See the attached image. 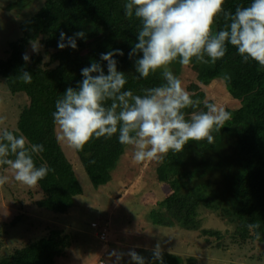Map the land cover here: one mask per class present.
<instances>
[{"label":"trees","instance_id":"1","mask_svg":"<svg viewBox=\"0 0 264 264\" xmlns=\"http://www.w3.org/2000/svg\"><path fill=\"white\" fill-rule=\"evenodd\" d=\"M125 2L126 0H43L40 8L20 23L21 37L10 41L7 56L0 58V77L6 80L10 92H24L29 98V104L20 112L13 132L23 134L29 147L31 144H43L45 151L39 155L34 154L33 159L38 167L45 165L53 169L39 182L43 190V197L37 202L39 207L53 212L66 211L75 204V197L83 194V187L73 164L66 156L61 142L57 140V130L52 118L56 100L62 97L68 87L75 88L82 81L83 68L90 66L95 60L101 63L107 74V62L100 61V54L119 49L124 55L113 58L118 62L117 70L124 72L127 79L123 90L143 95L142 89L164 83L160 71L150 74L147 79L135 78L139 75L135 69V60L142 53L131 59L128 54L138 42L137 31L141 23L134 16L131 19L125 16ZM250 3L251 0H225L224 9L234 13L238 5L246 7ZM31 4L32 1L19 5L15 1L9 3L7 8L25 9ZM223 27L224 21L222 17H218L213 31H219ZM81 31L85 33V38H77L76 49L58 47L61 32L72 37L74 33ZM32 43L40 44L42 48L30 56ZM25 53L30 57L28 62L22 58ZM191 66L205 85L221 79L233 100L240 101L235 102L240 106L234 105L233 109L227 110L232 118L220 132L213 133L212 144L207 141H190L182 152L170 151L165 159L166 170L161 172L164 175H159L160 181H163V176H168L171 185H174L178 169L181 174L187 170L190 173L193 168L200 182L199 188L211 187L209 191L213 200L219 203L227 201L233 205L238 203L241 195L244 197V207H238L235 214L241 233L235 240L256 239L254 232H250L246 225L259 222V240L264 243V70L258 71V65L254 61L243 62L231 45H228L226 55L216 64L204 65L193 60ZM170 70L179 77L183 67L174 62L170 65ZM22 71L31 73L30 84L17 79ZM225 73L231 76L227 82L222 79ZM191 96L201 101L199 108L207 98L203 90L192 93ZM198 109H186L185 114ZM125 148L118 142L117 136H113L111 139L94 138L85 145L83 151L78 152L95 188L112 180V173L117 169ZM248 193L257 201L254 207V202L248 203L250 200L245 197ZM168 201L171 204L172 197ZM178 202L183 205L187 203L185 199ZM165 206L166 204L161 203L160 208ZM190 208L186 218H181V226L184 228L189 224H198L193 215L195 209ZM161 211L154 209L152 219L155 223L165 222L163 218H158ZM21 216L11 224L17 225ZM71 245L70 234L52 227L44 236L1 254L0 264H56L57 259L65 256ZM153 250H147L145 264H160V261L153 259ZM161 251L163 264L197 263L194 256L186 258L168 250Z\"/></svg>","mask_w":264,"mask_h":264},{"label":"clouds","instance_id":"2","mask_svg":"<svg viewBox=\"0 0 264 264\" xmlns=\"http://www.w3.org/2000/svg\"><path fill=\"white\" fill-rule=\"evenodd\" d=\"M224 4L225 0H126L125 16L129 19L134 16L141 23L138 42L128 54L131 59L142 53L135 60L139 74L135 78L147 79L160 71L164 83L142 89L143 95L123 90L127 79L124 72L117 70L118 62L113 58L123 56V51L101 53L100 61L107 62V74L101 63L93 60L81 70L82 81L75 88L68 87L56 100L52 118L57 140L79 152L94 138L117 136L122 146L132 150L136 164L162 162L170 151L180 153L190 141L212 144L213 133L220 132L232 118L231 113L205 100L206 110L193 111L186 117L185 110L198 109L201 101L192 98L170 65L178 62L181 67H188L193 60L214 65L231 45L243 62L254 61L258 71L264 70V0H251L246 7L238 5L234 13L225 11ZM218 17H222L224 27L213 31ZM77 38H85V33L67 37L61 32L58 47L76 49ZM31 46L34 52L39 50L36 43ZM22 58L25 62L30 59L27 53ZM17 79L30 84L32 75L22 71ZM222 79L227 82L231 76L225 73ZM28 144L23 134L0 128V168L7 166L5 173H10L21 186L32 189L53 169L38 167L33 159L34 154L45 151L44 145ZM8 181L9 175L0 174V186ZM246 227L260 239L259 222ZM128 255L135 264H145V258L135 251ZM153 259L163 264L159 245L153 250Z\"/></svg>","mask_w":264,"mask_h":264},{"label":"rangeland","instance_id":"3","mask_svg":"<svg viewBox=\"0 0 264 264\" xmlns=\"http://www.w3.org/2000/svg\"><path fill=\"white\" fill-rule=\"evenodd\" d=\"M15 1L19 5L31 1L32 4L25 9H8V4ZM42 3L43 0H0V58L7 56L10 41L21 37L20 23L33 15ZM38 46L42 48L40 44ZM32 54L34 51L30 47L29 55ZM178 78L190 95L203 90L208 102L226 110L233 109L234 105L240 106L236 104L239 100H233L221 79L205 85L191 65L183 67ZM28 104L29 98L24 92L11 93L6 80L0 77V128L14 131L20 112ZM204 109L203 105L195 111ZM191 113H187L186 117H190ZM61 145L73 164L83 194L75 197V204L70 209L53 212L37 204L43 197L39 184L32 189L21 186L11 178L10 173L4 172L5 167L0 168V174L9 175V181L0 186V255L44 236L52 227H58L71 235L72 245L65 256L57 259L56 264H99L100 261L106 264H135L128 255L130 251L146 258L147 250L155 249L157 245L161 250L186 258L194 256L196 264H264L263 242L250 238L235 240L241 233L235 215L238 207H244L241 195L238 203L233 205L213 200L209 191L212 188H199L200 182L193 168L190 173L187 170L181 174L178 169L174 185H171L168 176H163V181H160L159 175L166 170L167 156L162 162L136 164L130 148H125L117 169L112 173L113 179L95 188L78 152L63 143ZM169 197H172L171 204ZM245 197L250 200L248 203L254 202L252 207L257 205L249 193ZM182 199H185L186 205L178 202ZM162 202L166 206L161 211ZM190 207L195 209L193 215L198 224H189L186 229L181 226V218H186ZM154 209L162 212L158 218H163L165 222L153 221ZM19 215L22 216L17 225H12L11 222ZM94 221L106 228L105 239L98 236L101 228L91 226ZM119 254L123 255L118 260Z\"/></svg>","mask_w":264,"mask_h":264},{"label":"built area","instance_id":"4","mask_svg":"<svg viewBox=\"0 0 264 264\" xmlns=\"http://www.w3.org/2000/svg\"><path fill=\"white\" fill-rule=\"evenodd\" d=\"M91 226H92L93 228H95V229H99V230H100V228H101L102 230H101L100 234L98 233V236H99L101 239H105V230H106V228H102V227L99 225V223L96 222V221L92 222V223H91ZM99 264H106V263H105V261H100Z\"/></svg>","mask_w":264,"mask_h":264},{"label":"crops","instance_id":"5","mask_svg":"<svg viewBox=\"0 0 264 264\" xmlns=\"http://www.w3.org/2000/svg\"><path fill=\"white\" fill-rule=\"evenodd\" d=\"M112 179H113V176H112ZM165 198H166V197H165ZM162 203L165 205V202H162ZM164 208H165V207H163L162 209H164ZM162 209H161V210H162Z\"/></svg>","mask_w":264,"mask_h":264}]
</instances>
